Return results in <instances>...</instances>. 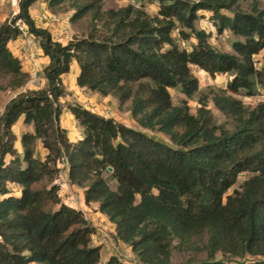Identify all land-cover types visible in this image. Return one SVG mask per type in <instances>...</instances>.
<instances>
[{
    "label": "trees",
    "instance_id": "obj_1",
    "mask_svg": "<svg viewBox=\"0 0 264 264\" xmlns=\"http://www.w3.org/2000/svg\"><path fill=\"white\" fill-rule=\"evenodd\" d=\"M103 1L21 0L17 16L0 25V91L28 80L9 49L20 35L17 19L49 59L46 88L16 95L0 117V264H101L94 229L52 184L63 160L70 185L83 189L86 205L98 203L114 224V240L130 248L136 264H170L174 241L182 251L206 254L194 264H231L216 253L241 259L237 264H264V101L249 108L234 97H255L264 88V7L243 12L239 0H136L158 3L151 17L132 5L102 11ZM36 2L51 10L67 4L71 24L87 19L90 32L65 45L54 41L30 17ZM202 14L211 15L217 34L240 38L233 53L214 49L211 34L195 28ZM178 27L182 41L195 40L190 51L173 36ZM73 61L79 88L115 98L141 129L165 134L172 146L81 105L68 108L83 128L82 138L70 142L59 126V100ZM191 66L210 77L231 76L210 99L231 128L214 123L206 96L196 114L186 101L173 104L170 89L188 100L199 92ZM21 117L34 132L21 135L19 154L11 129ZM37 139L48 152L44 161L35 158ZM242 173L251 176L227 195ZM103 264L127 263L112 256Z\"/></svg>",
    "mask_w": 264,
    "mask_h": 264
},
{
    "label": "rangeland",
    "instance_id": "obj_2",
    "mask_svg": "<svg viewBox=\"0 0 264 264\" xmlns=\"http://www.w3.org/2000/svg\"><path fill=\"white\" fill-rule=\"evenodd\" d=\"M41 3L44 2H39L37 6L35 5V9L33 8L30 17L35 23V26L41 29H46L50 30V33L52 35V38L54 41L61 43L62 45L67 44L70 41L76 40V39H81L83 37H86L88 33L90 32V27L88 25V20L83 19L81 20L78 24L73 25L70 22V17L73 14V10L71 9L70 6L67 4L62 5L55 10H51L48 8L47 4L45 3L44 5H40ZM129 5L134 6L135 8H140L144 10L148 15L151 17L156 16L158 12V3L152 2H143L140 3L136 0H104L102 4V11H107L110 9L113 10H118L120 8L127 7ZM256 6L257 8L261 9L264 7V0H239L237 4V8L243 12H250L251 9ZM47 11L49 15L54 16L56 21H48V25H45V23L41 22L39 20V17L42 13ZM5 11L0 10V25L3 24L6 20L10 21L12 20L11 14L7 13L6 18L5 17ZM223 14L227 16H231L232 13L230 11H222ZM30 14V12H29ZM201 15V14H200ZM203 16H200V19L196 21L195 23V28L197 30H204L207 33L211 34V38L209 39L210 44L212 47L220 52H225V53H233L231 45L232 42L235 40H238L240 38L235 37L230 33L229 31H225L222 34H217L214 29V23L211 20V15L210 14H202ZM179 32V27L177 30L174 31L173 36L177 39V43L182 49H186L187 51L191 50L192 45L195 43V40L192 38L188 41H182L179 38L178 35ZM20 37V36H19ZM17 39H20V38ZM66 37V38H65ZM16 39V40H17ZM38 39L34 37L32 40V46L37 47L39 46V43L37 42ZM14 42V41H13ZM25 45H26V41ZM17 58V57H16ZM38 59V56H37ZM19 60V59H18ZM191 72L192 74L198 79L199 81V92L190 100L186 99L184 95H182L177 89H170L169 93L172 98L173 104H178L182 101H186L187 105L190 108V113L191 114H196L197 109L200 107L199 105V99L202 96L208 97L207 101V109L210 110L211 114L213 115L214 123L218 126H224L226 128H231V121L227 118H225L212 104L211 102V96L213 93H219L220 90H224L226 88L227 83L231 79V76L228 74H221V75H216L215 77H210L208 74H206L204 71H201L195 66H191ZM70 80L65 81L67 89L72 85V75L69 76ZM29 79V75H28ZM35 82V81H34ZM46 88V87H44ZM31 90V89H29ZM65 94L64 96L59 100V105L61 108V118L60 120L62 121L61 124L59 123V126L61 129L65 130L61 126L63 125L64 127H67L69 130H65L66 132V137L70 141V139H77V132L82 134L81 132V126L77 124L69 116V114H65L64 116V111L65 113L69 112L68 108L71 105H79L76 102V99L74 98V91L72 90H64ZM21 92L20 89H10L7 88L4 91H0V117L3 113L5 105L16 95H18ZM235 98L241 100L243 104L246 107L253 108L256 106L257 103L263 102L264 101V88L259 89V95L255 97H245L243 92H239L238 95H234ZM107 109V110H106ZM104 108L100 113H103V111H109L108 117L112 118L118 123H121L127 127L142 131L144 134H146L148 137L153 138L156 141L163 142L167 145L172 146L169 137L166 136L163 133L157 132V131H150V130H143L141 129L131 118V115L129 112H126L124 110H120L118 107V103L116 102L115 105L112 107H107ZM70 113V112H69ZM63 114V115H62ZM71 114V113H70ZM104 114V113H103ZM107 117V118H108ZM59 120V121H60ZM19 127V128H18ZM15 126L14 131L18 136L21 137L23 134V128L24 125L22 126ZM1 133V132H0ZM41 141V139H40ZM42 143V141H41ZM75 143V142H73ZM19 147V145H17ZM42 148L43 145L41 146ZM44 152L48 153L47 150ZM47 154L44 156H39V154H36L35 150V158L44 161L46 158ZM10 156L5 157V162L7 163L10 160ZM59 164H64V160L61 161ZM58 167V164H57ZM60 167V166H59ZM62 170L63 168L60 167ZM105 178L108 180V184L112 189L116 188V182L112 179L109 178V174L104 175ZM251 176L250 173H242L238 176L236 184L229 189L227 192V195H231L234 193V191H240V186L242 183ZM13 194L15 195V191H13ZM63 192V191H62ZM76 194V192H75ZM61 201L65 199V194L62 193L61 195ZM76 202V201H75ZM93 213L97 211H92ZM84 216V214H83ZM85 220L88 222V224L94 229V234L91 236V244L92 245H101L102 246V253L101 257L104 256L105 253L111 252L115 255L114 249L112 244L113 238L110 232V229L108 228V224H104L100 222V220H90L86 215L84 216ZM111 245V246H110ZM178 242L174 241L173 242V249L171 253V263L170 264H194L199 261H204L206 259V254L204 252L198 253L194 252L193 250L187 249V250H180L178 248ZM110 254V253H109ZM121 261H126L129 264H136L133 262L134 256L132 253H130L129 257H120ZM216 260H224L226 262H230L231 264H237V262L241 261V259L238 258H229L227 255L223 256L220 253H216L215 255ZM259 259L258 257H246L245 260L250 261V260H257ZM102 261V259H101Z\"/></svg>",
    "mask_w": 264,
    "mask_h": 264
},
{
    "label": "crops",
    "instance_id": "obj_3",
    "mask_svg": "<svg viewBox=\"0 0 264 264\" xmlns=\"http://www.w3.org/2000/svg\"><path fill=\"white\" fill-rule=\"evenodd\" d=\"M37 4H39V2L34 3L29 12L31 15V12L33 10V8L35 7V5L37 6ZM45 3H41L40 5H44ZM15 7V4L13 2H9L6 0H0V10L1 11H5V17L6 18V14L9 13L11 14V12L13 11V8ZM35 9V8H34ZM50 32V30H49ZM38 42V41H37ZM9 49L11 51V53L17 57L20 61L21 67H22V71L27 73V75L30 73V71L32 70V62L29 60L28 58V48L25 45V42L23 39H17L14 42H11L9 44ZM260 58V56H259ZM49 63V59L47 57H45L40 49V46H38V59L36 60V64L38 65V71H37V77L35 79V82H33L30 85V89L31 90H42L45 89L44 87H46V80L43 76V69L44 67H46ZM264 65V62L262 63ZM79 74V68L78 65L75 61H73L70 65V72L66 75H63L61 77V82H62V86L64 88V90H73L74 91V98L76 99V102L83 106L85 109L96 113L97 115L103 116V113H100V111H102L104 108L106 109L107 107H112L113 105L116 104V99L111 97V96H107V97H102L100 95H98L97 93H93V92H89L86 91L82 88H79L76 85V78ZM72 75V85H70V87L67 89L66 87V83L65 81L70 80L69 76ZM65 114H69V116L71 118H73V120L75 122H77L74 117L69 113H65L64 111V116ZM63 115V114H62ZM61 118V116H60ZM61 120L59 121V123L61 124ZM78 124V122H77ZM22 117L16 122V124L12 127V132L13 134L16 136L17 140L15 142V148L18 151L19 154H22V148L20 145V136H18V134L15 133L14 128L15 126H22ZM62 128H64L65 130H69L67 127H64L63 125L61 126ZM19 128V127H18ZM33 125H27L24 126L23 128V133H33ZM81 132H83V128H81ZM83 136V133L79 135V132H77V139H70V142H77L79 141ZM17 145H19V147H17ZM42 143L40 141V139H37L35 142V150H36V154H39V156H44L47 153L44 152L45 149L41 147ZM60 167H62V172H64L65 175H67V168L66 165L64 164H59ZM11 189L13 191H15V196H18L20 194V188L17 186H12ZM76 192V194H75ZM65 194V198L67 199L68 203L70 204L71 200L72 203L69 205V207L74 208L76 210H80L84 216L86 215L90 220H93L96 222V220H100L101 223L104 222V224H108V228L110 229L112 238H113V249H114V253L111 252H107L104 254L103 257H101V253L102 250L100 251V263L103 264L105 263L110 257L112 256H116L119 259H121L120 257H126L128 258L131 250L128 246H126L125 244L115 241L114 240V235H115V227L114 224H112L111 222H109V220L107 219V217L100 213L98 210V203L92 202L88 205H86L84 203V196H83V189L77 187V186H72V185H68L63 192ZM76 201V202H75ZM92 211H97L95 213H93ZM97 218V219H96ZM105 224V225H106ZM111 246V245H110ZM102 249V246H101ZM110 253V254H109ZM134 256V255H133ZM102 259V261H101ZM127 264H129L126 261H123ZM133 262L136 263L135 258L133 259Z\"/></svg>",
    "mask_w": 264,
    "mask_h": 264
},
{
    "label": "built area",
    "instance_id": "obj_4",
    "mask_svg": "<svg viewBox=\"0 0 264 264\" xmlns=\"http://www.w3.org/2000/svg\"><path fill=\"white\" fill-rule=\"evenodd\" d=\"M6 1L13 2L15 4V7L13 8V11L11 12V17L13 19L18 14V11H19V3L21 2V0H6ZM39 20L41 22L45 23V25H48V21H50V20H52L53 22L56 21L55 17L49 15V13L47 11H45L44 13H42L40 15ZM14 26L20 32V35H19L20 37L19 38L20 39H23L24 41H26V46L28 48V58L32 62V70L28 74L29 75V79L27 80V82L25 83V85L20 88V90H21L20 93H24V92H26L27 90L30 89V85L35 81V79L37 77L38 65L36 64V60H37V56H38V46L37 47H33L32 46V40L34 39V36L31 35L28 32V29H27L26 25L20 19H17L15 21ZM106 110L103 111V113H104L103 114V117H105V118H107L108 115H109V111H106ZM59 163L60 162L57 163L58 164V167L57 168L59 169V171H58L57 175L55 176L52 184L55 185L58 188V194H59V197H61L62 191L70 183H69V181L67 179V175H65L64 172H62V170L60 169ZM0 199H1V197H0ZM62 202L65 205L69 206L72 203V200L70 201L71 202L70 204L68 203V201H67L66 198Z\"/></svg>",
    "mask_w": 264,
    "mask_h": 264
},
{
    "label": "water",
    "instance_id": "obj_5",
    "mask_svg": "<svg viewBox=\"0 0 264 264\" xmlns=\"http://www.w3.org/2000/svg\"><path fill=\"white\" fill-rule=\"evenodd\" d=\"M108 170H109V171H111V169H110V168H109Z\"/></svg>",
    "mask_w": 264,
    "mask_h": 264
}]
</instances>
